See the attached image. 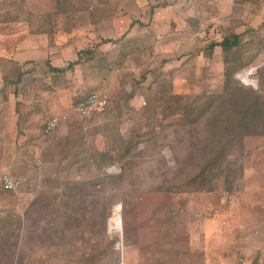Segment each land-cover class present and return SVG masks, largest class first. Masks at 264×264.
<instances>
[{
  "label": "rangeland",
  "instance_id": "374dc122",
  "mask_svg": "<svg viewBox=\"0 0 264 264\" xmlns=\"http://www.w3.org/2000/svg\"><path fill=\"white\" fill-rule=\"evenodd\" d=\"M248 1L186 39V22L155 26L159 8L135 0H0V116L36 139L21 192H0V264H264V129L233 131V89L264 95V0ZM230 31L253 62L227 88L209 46ZM91 93L110 107L83 119L74 105ZM226 141L244 167L237 189L226 193V169L214 192H177ZM111 148L123 159L99 168Z\"/></svg>",
  "mask_w": 264,
  "mask_h": 264
},
{
  "label": "trees",
  "instance_id": "16d2710c",
  "mask_svg": "<svg viewBox=\"0 0 264 264\" xmlns=\"http://www.w3.org/2000/svg\"><path fill=\"white\" fill-rule=\"evenodd\" d=\"M202 24L203 23H201L196 19L188 20L185 28L189 29V32H187V29L181 30L180 32H178L179 34H177L176 37L184 38V36H187L185 38L189 39L192 33H195L194 34L195 36L198 35V33H200L201 31ZM196 26L198 29L197 31H194ZM243 37H244L243 33L239 34L230 31L229 33H226L224 35V37L220 42H215L209 46L211 50H215L216 48H220L222 50V53L224 55V64H225V69H224L225 84L227 88H229L232 84L233 87L235 83V76L239 72L246 69L253 62V58L248 57L245 54V46L247 43L246 41L245 42L243 41L244 40ZM255 43H258V40H256ZM80 55L81 54H79V61L77 63L81 61ZM74 64L75 63H72L70 64V66ZM65 70L66 69L52 68V72L54 73H62L65 72ZM249 93H251V91L249 92L239 89L238 90L233 89V91L231 92V96L235 98L238 103L237 107L239 106L241 107L242 104L244 103V105L237 112L238 118L235 122V125L233 126L234 135L239 134L241 137H247L252 135L261 136L262 132L259 131L261 129H264V95H261L259 93L248 95ZM92 94L93 93L88 94L86 96ZM176 100L177 101L182 100V97H177ZM109 107L110 104L108 108ZM209 109L210 108H202V106H200L198 109L191 110L185 116V118L188 117L192 125L196 124L203 118V116L206 115ZM106 110H104V112ZM173 118L177 119L178 114L173 116ZM43 130H44V126H43ZM218 137H220L219 134H217L215 141L217 143H221L222 142L221 138ZM230 141H226V144H222L217 149H214L213 151L214 155L211 157L209 164L206 165V168L202 169V171L199 174L195 175L186 184L179 186L177 192L180 191L182 192L186 189L188 190L192 189L194 191L214 192L217 189L216 182H218V179L224 173H226L225 170L229 169L232 170V172L229 174L227 173L225 177L226 180L224 182L225 184L224 189L227 194L231 195L234 192V189H237L236 187L237 184L239 182L241 183V181L243 180L244 167L243 165H238L236 167H233L231 165L229 161V156L231 155L232 152L227 147V143H229ZM131 150L132 148L130 150H127V152H131ZM103 155L105 156L104 162H99V168L115 164L116 161L122 160L124 157L122 156L121 150L117 148H111L109 149V151H105ZM213 169L214 170L216 169V171L214 172ZM208 171L210 172L209 174L207 173ZM212 174L213 176L211 178Z\"/></svg>",
  "mask_w": 264,
  "mask_h": 264
},
{
  "label": "crops",
  "instance_id": "0c3cea01",
  "mask_svg": "<svg viewBox=\"0 0 264 264\" xmlns=\"http://www.w3.org/2000/svg\"><path fill=\"white\" fill-rule=\"evenodd\" d=\"M58 0H53L57 2ZM137 6L145 3L146 5L159 8L157 9V18L153 20L155 26L161 28L173 29L175 23L186 22L196 19L201 23H221L228 22L229 18L238 12L239 7L247 4L248 0H135ZM140 3V4H139ZM100 6V5H98ZM101 7V6H100ZM258 7V6H257ZM64 12V11H63ZM103 15V14H102ZM102 15H99L101 18ZM64 16V15H62ZM57 18V16H56ZM58 19V18H57ZM115 20V18H114ZM93 21L100 23L104 19L93 17ZM86 35V34H85ZM200 34H198L199 36ZM197 37V36H195ZM7 114L3 113L0 116V175L2 173H12L15 177L22 180L20 171L18 170L19 162H32V151H36V139L30 138L32 141H26L21 138L18 140L13 130V122L8 119ZM17 126V122L15 123ZM14 131V132H12ZM39 132V130H37ZM17 135V134H16ZM25 136V133L23 134ZM21 135V136H23ZM27 135V134H26ZM24 183V182H23Z\"/></svg>",
  "mask_w": 264,
  "mask_h": 264
},
{
  "label": "built area",
  "instance_id": "2783aa9c",
  "mask_svg": "<svg viewBox=\"0 0 264 264\" xmlns=\"http://www.w3.org/2000/svg\"><path fill=\"white\" fill-rule=\"evenodd\" d=\"M109 98L102 94H92L78 100L74 105V111L83 119H91L94 114L104 112L109 106ZM68 121V116H52L44 125V134H52L57 128ZM23 181L10 176L8 173L0 175V192L19 194L23 189Z\"/></svg>",
  "mask_w": 264,
  "mask_h": 264
},
{
  "label": "bare ground",
  "instance_id": "6f19581e",
  "mask_svg": "<svg viewBox=\"0 0 264 264\" xmlns=\"http://www.w3.org/2000/svg\"><path fill=\"white\" fill-rule=\"evenodd\" d=\"M246 74V73H245ZM253 74V72H251L250 73V76H249V78L251 77V75ZM249 78L247 79V80H249ZM252 82H246V84H254V81L253 80H251Z\"/></svg>",
  "mask_w": 264,
  "mask_h": 264
},
{
  "label": "water",
  "instance_id": "95a60500",
  "mask_svg": "<svg viewBox=\"0 0 264 264\" xmlns=\"http://www.w3.org/2000/svg\"><path fill=\"white\" fill-rule=\"evenodd\" d=\"M247 85H250V84H247ZM118 248L120 249V246H118Z\"/></svg>",
  "mask_w": 264,
  "mask_h": 264
}]
</instances>
